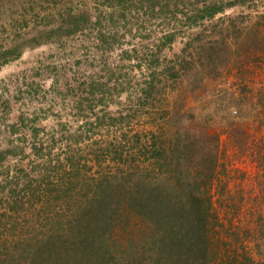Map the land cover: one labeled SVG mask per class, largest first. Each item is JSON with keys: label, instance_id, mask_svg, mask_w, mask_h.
<instances>
[{"label": "trees", "instance_id": "1", "mask_svg": "<svg viewBox=\"0 0 264 264\" xmlns=\"http://www.w3.org/2000/svg\"><path fill=\"white\" fill-rule=\"evenodd\" d=\"M50 1L28 0L23 11L34 22L46 21L35 9L60 3ZM116 1L123 22L130 11L151 16L170 2L192 24L247 0ZM60 12H68L70 26L92 22L86 10L63 6ZM175 31L159 39L171 42ZM152 51L149 58L137 48L134 54L122 51L125 59L135 57L139 71L129 65L100 79L77 80L71 88L80 119L75 127L63 121L47 129L36 124L38 114L24 112L10 123L12 145L0 150V264H23L25 252L32 256L28 264H131L126 258L144 250V244L149 254L142 264H264L244 246L249 228L264 225L259 194L248 228L245 209L240 204L233 209L230 192L211 191L219 180L218 135L182 124L178 109L170 129L172 117L163 116L161 110L169 112L158 104L163 71ZM166 73L179 77V68ZM231 105L225 104L228 110ZM236 121L232 117L231 123ZM209 141H214L211 148ZM22 213V221H14L20 229L2 217ZM117 226L124 229L126 242L115 237ZM221 230L225 237L217 234ZM11 243L16 250L11 251ZM33 243L39 245L30 250Z\"/></svg>", "mask_w": 264, "mask_h": 264}, {"label": "rangeland", "instance_id": "2", "mask_svg": "<svg viewBox=\"0 0 264 264\" xmlns=\"http://www.w3.org/2000/svg\"><path fill=\"white\" fill-rule=\"evenodd\" d=\"M116 2L45 3V7L35 10H41L46 21L34 22L31 13L23 11L28 0H0V150L12 145L10 123L22 112L38 114L36 124L47 129L63 121L75 127L80 119L75 116L76 96L71 88L77 87V80L91 76L100 79L112 70H128L129 65L132 71L137 70L135 57L125 59L122 51L134 54L137 48L140 55L149 58L148 52L153 50L159 56L154 64L163 71L158 104L161 109L167 108L170 115L162 110L161 114L172 117L178 109L182 124L196 130L203 126L210 133H217L219 180H215L211 191L215 195L230 192L233 209L239 204L245 209L249 228L248 216L253 213L255 217L257 194L262 202L260 208L264 206V0H247L227 7L210 20L192 24L170 2L168 7L162 4L155 8L151 16L130 11L123 22ZM63 6L86 10L92 22L70 26L68 12H60ZM172 28L176 30L173 40L162 43L159 36ZM170 67L179 68V77L166 76ZM122 96L124 99L125 93ZM227 102H232L230 110L225 106ZM232 117L237 120L233 124ZM174 122L172 117L168 125L171 130ZM193 137L195 134L190 131L188 138ZM213 144L214 141L208 142L210 148ZM0 212H4L3 207ZM22 216L23 213L19 217H2L15 225L14 221H22ZM249 229L244 236L248 243L244 244L245 250L253 251L264 261V225L256 223ZM114 230L117 239L127 241L122 227ZM217 234L225 237L223 230ZM111 243L115 244V239ZM38 245L33 243L30 250ZM11 246V251L16 250L13 243ZM213 248L220 251L219 246ZM143 249L135 253L136 259L132 256L126 260L142 264L149 254L145 244ZM5 258L7 262L11 260ZM21 258V263L28 264L32 256L25 252Z\"/></svg>", "mask_w": 264, "mask_h": 264}]
</instances>
